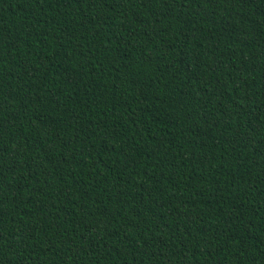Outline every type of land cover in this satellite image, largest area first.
<instances>
[{"label": "trees", "instance_id": "1", "mask_svg": "<svg viewBox=\"0 0 264 264\" xmlns=\"http://www.w3.org/2000/svg\"><path fill=\"white\" fill-rule=\"evenodd\" d=\"M0 264H264V0H0Z\"/></svg>", "mask_w": 264, "mask_h": 264}]
</instances>
